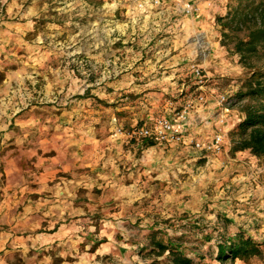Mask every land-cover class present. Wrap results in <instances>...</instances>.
<instances>
[{
  "label": "rangeland",
  "instance_id": "1",
  "mask_svg": "<svg viewBox=\"0 0 264 264\" xmlns=\"http://www.w3.org/2000/svg\"><path fill=\"white\" fill-rule=\"evenodd\" d=\"M252 3L253 0H225L204 4L195 25L189 23L192 18L177 16L173 18V28L163 29L164 23L167 24L166 22L170 20L167 19L162 22L161 30L152 34L156 38H169L171 43L167 48L173 46V53L188 57L190 72H194L195 69L203 72L202 85L210 89L214 88L216 90L214 96H229L232 110L242 115V108L246 102L239 103L236 94L240 91L243 80L248 77L249 71L241 65L234 46L237 40L245 39L248 33L247 28L238 23V12ZM93 4H99V1L93 0ZM181 21L184 22L181 23ZM4 31L8 30L0 27V42L5 41ZM193 32L197 34L193 35ZM186 36L187 39H185ZM13 48L15 50H12ZM11 52L15 53L13 56L16 57L13 60H6L8 56L13 57ZM23 52L24 50H21L18 44L11 45L8 42L5 44L3 52H0V71L4 72L5 80L9 70L15 72L20 70L19 58ZM193 82L198 83L199 80L193 79L191 85ZM3 84L4 82L0 88ZM181 109L183 108L178 107L176 111ZM44 114L49 115L48 112ZM225 127L226 141H224L223 153L219 156H211L210 159L193 151L191 147L164 145L149 147L147 143H143L139 147L128 144L122 148L118 146L119 141H114L107 146L106 151L102 153L100 151L98 154L100 156L106 153L105 156L97 158V155L86 159L85 166L79 167L77 154H81L82 151L77 149V145H73V143L78 144V141H73L72 197H70L72 212H85L92 219L91 228L94 229L91 231L86 227L84 233H77L81 242L75 244H61L60 239L50 240L49 238L57 237L62 229L71 230L74 227H80L78 221H82L84 217L69 213L57 214L56 212L60 209L58 205H48L46 211L41 209L42 206L37 205V202L43 201L45 196L53 195L49 192L51 188L60 183L63 185L68 183L66 174L69 172H63V168L64 165H70L69 159L59 155L58 149H52L54 143L48 146L49 151H45L46 155L42 156L45 149H39L42 147L35 141L36 144H29V149H33V152L39 150L38 154L33 153L25 161L20 156V150L22 146L24 148L27 145L16 143L15 140H5L4 134L0 133V245H2L0 260L4 264H121L117 256L129 260L131 255H139L146 264H171L169 255L158 256L151 253L149 234L151 230L164 229L168 235L167 230L173 229L187 238L185 246L193 254L197 264H220L215 259L216 239L207 244L203 242L207 234L226 229L227 234L232 236L233 232L236 233L239 228H242L250 235L243 228L245 221H239V219H236L235 225L232 223L224 228V219L227 218L225 216L234 218L237 210L243 211L247 208L244 202L236 201L239 196L238 190L234 191L232 182L238 174L234 171V165L243 164L246 167L250 165L264 178V160L241 157L242 160L239 161V157L231 153L230 133L234 129L228 130V123ZM14 133L18 134V131ZM7 156L9 158L6 162ZM130 157L135 160L143 159L146 164H133ZM158 157L167 159L169 164L173 165L170 170L166 167L161 168V171H168L167 180L157 179L160 171L150 170L149 165L156 167L151 162ZM110 158L114 163L108 162ZM194 159L198 161L196 167H192L190 163ZM43 160L45 165L44 169H41L37 167V164L38 161L40 163ZM53 168L57 171L55 174L46 171ZM181 168H191V174L187 171H179L178 169ZM10 170L13 171L12 174L8 172ZM201 172L205 176L209 172L214 174L211 181L203 182V187L196 179ZM40 175L42 180L38 181L35 177ZM104 177L113 179L126 188L137 185L142 192L141 199L135 201L131 209L126 210L122 206V201L128 197L117 200L116 190L107 186L104 192L95 186L87 187L89 184L106 185ZM36 180L38 183L35 182ZM227 186L231 188L227 189ZM85 193L89 195L85 197ZM168 197L171 199H167ZM129 213L136 216L137 227L144 219L151 222L147 229L148 234L143 236L142 240L130 241L133 246L132 253H126L124 248L118 247L101 255L105 246L110 244L109 236L104 234L105 218ZM209 216L215 219L209 220ZM196 221L200 224L197 228H203L204 232L193 228L197 226ZM129 223L130 221L126 222L122 227H127ZM238 224L240 227L237 226ZM144 231L141 229V232ZM216 234L214 236H217ZM113 238L118 242L123 240L118 231L114 232ZM260 243L264 249V242ZM20 244L27 246L26 253L22 247L18 246ZM248 264H264V257L253 259Z\"/></svg>",
  "mask_w": 264,
  "mask_h": 264
},
{
  "label": "crops",
  "instance_id": "2",
  "mask_svg": "<svg viewBox=\"0 0 264 264\" xmlns=\"http://www.w3.org/2000/svg\"><path fill=\"white\" fill-rule=\"evenodd\" d=\"M98 1L99 4H93V0H86V3L95 10L99 9L104 3V0ZM43 2L44 0H37L38 9L42 8ZM47 2L51 3V0H47ZM11 3L12 0H9V5ZM16 4L19 7H14L11 14L7 11V6L0 10V27L8 30L4 31L6 42L11 45L18 44L20 49L24 50L21 53V58H19L21 69L29 63L28 57L33 55L25 45L35 46L36 36L42 32L47 33V31H44L46 27L42 26L36 17L31 18L33 29L28 28V19L24 17L29 8L33 6V0H16ZM169 5L174 7L171 2ZM41 15L43 16V13ZM177 16L183 17L179 13L172 14L168 18L170 19L169 22L164 23L163 29L173 28V18ZM114 18L121 23H128L127 7L117 9ZM87 19L88 17H85V22ZM91 19L95 20L97 16H92ZM49 22L57 23L61 28L64 27L61 20H50ZM183 22L181 21V23ZM154 27L150 24V34L145 33L144 35L133 34L131 28H129L127 36L117 40L115 44L107 49L105 58H119V61L125 66L119 75L109 77L106 83H98L99 74L86 65L84 71L89 72V75L85 76L81 71L75 73L78 80L86 81L88 85L82 95L77 92L71 97V102L67 105L33 103L12 119L8 129L9 133L12 134L10 140L27 145L24 148L22 146L20 150V156L25 161L33 153L38 154L39 150L33 152V149H29V144H36V141L38 146L42 147L39 149H45L42 156L46 155L45 151H49L48 146L54 143L52 149H58L59 155L66 156L69 159L68 161L71 162L70 165H64L63 168V172H69V174H66L68 183L64 185L60 183L58 186L51 188L49 192L53 195L45 196V199H42L43 201L37 202V205L42 206L43 211L48 210V205L61 207L63 204L68 203L71 208L63 214L72 212V198L70 197H72L73 141H78V144L73 143V145H77V149L80 152L82 151L81 154H77L79 157L78 166L84 167L86 159L97 156L100 151L101 153L106 151L111 142L119 141L118 146L122 148L128 144L139 147L141 144L147 143V141L132 139L126 135H117L118 130H123L125 134H128L136 128L153 123L157 119H172L178 107L183 108L187 104L191 105L189 113H195L197 107H202L206 113L211 111V117L207 123L212 125L211 128L205 129L202 133L185 130V136L188 139L208 142L220 130L215 116L221 111L218 105V98L221 95L214 96L216 94L214 88H207L199 82H193L192 85L196 88L192 87L191 82L196 77L194 78V72L189 70L188 57L173 53V46L167 48L171 43L169 38H156V36H153L152 34L155 31H151V29ZM73 32L74 29H66L62 35L57 36V40H67ZM144 36H148L146 41H144ZM141 41L144 42L141 43ZM48 43L49 39L46 34L44 46L40 47L39 51L35 53L38 57H47L43 61V66L38 69L40 75L37 77L39 81L36 85L37 89L43 84L45 75H48L49 79H53L51 76L52 71L61 67L62 58L51 54L52 50L47 47ZM11 55L13 56L15 53L11 52ZM14 57L16 56H8L6 60H13ZM80 59L83 60L84 57L81 56ZM14 72L9 70L7 77ZM166 77H172V79L166 82ZM202 96L205 97L204 104L199 101ZM45 112H48L49 115L44 114ZM113 117L115 122H113ZM242 119V114L232 110L227 129L232 131ZM194 122L195 127H204L205 121L201 119L199 114L195 115ZM15 131H18V134H15ZM84 133H87V135ZM10 144L12 145V143ZM154 145L160 144L154 143ZM164 146L186 147L181 145ZM87 150L91 151L88 152ZM105 154L98 155L97 158H102ZM235 156L239 157V161L242 160L241 157L256 159L249 152L237 153ZM8 158L9 156L6 157V162ZM44 165V160L40 163L38 161L37 167L44 169ZM234 169L235 173L238 174L235 175L232 182L234 191L238 190L237 194L239 196L236 201L244 202L247 208L243 211L237 210L234 218L225 217L231 219L234 225L237 222L236 219L245 221L243 222V228L256 241L264 242V178L259 175V172H255L256 170L251 168L250 165L247 167L243 164L234 165ZM46 171L52 174L57 172L54 168ZM8 172L13 173L11 170ZM41 175L35 178L41 181ZM230 188L231 186H227V189ZM42 191H45V189H42ZM236 206L238 205L236 204ZM56 213L63 215L60 209ZM237 226L240 227L239 224Z\"/></svg>",
  "mask_w": 264,
  "mask_h": 264
},
{
  "label": "clouds",
  "instance_id": "3",
  "mask_svg": "<svg viewBox=\"0 0 264 264\" xmlns=\"http://www.w3.org/2000/svg\"><path fill=\"white\" fill-rule=\"evenodd\" d=\"M173 3L176 7L169 5L167 0H164L163 4L162 0H130V2L129 0H104L103 5L99 9L93 10L86 3V0H51V3L44 0L42 8L38 9L37 0H33V6L29 8L24 17L28 19V28L30 30L33 29L31 18L36 17L41 25L46 27L47 33L42 32L36 36L35 46L25 45L33 53V55L28 57L29 63L24 65L19 71L10 74L4 81L3 87L0 88V133L4 134V139H11L12 134L9 133L8 129L12 119L21 111L29 108L33 103L67 105L71 102V97L77 92L82 95L88 85L86 81L78 80L75 73L76 71H81L83 75H89V72L84 71L86 65L90 66L92 71L99 74L98 83H106L109 77L119 75L125 66L119 61V58H105V53L117 40L128 35L129 28L136 35L150 34V24L155 26L151 31L159 32L162 22L170 18L172 14L187 11L188 16H192L193 4L189 0H173ZM4 6H7L9 14L12 13L14 7H19L16 4V0H12L11 5H9V0H0V10H3ZM124 7H127L128 23H121L114 18L115 11ZM196 10L199 11V8L197 7ZM42 13L43 16L41 15ZM92 16H97V19H91ZM85 17H88L86 22ZM50 20H61L64 27L61 28L59 24L49 22ZM196 20L197 17L192 16L189 23L195 25ZM66 29H74L73 34L67 40H57V36L62 35ZM46 34L49 39L47 47L52 50L51 54L62 58L61 67L52 71L51 76L53 79H49V76L45 75L43 84L37 89L36 85L39 83L37 77L40 75L38 69L43 66V61L47 57L41 58L35 53L39 51L40 47L44 46ZM192 34L195 35L197 33L193 32ZM147 39L148 36H144V41ZM185 39H187V36ZM144 41H141V43ZM6 43V41L0 42V52H3ZM81 56L84 57L83 60L80 59ZM165 79L167 82L172 77H166ZM196 114H199L201 119L205 121L203 128L195 127L194 117ZM186 116L190 117L187 120L186 126L178 125L175 128L176 132L183 133L185 130H193L202 133L205 129H209L212 126L210 123H207L211 117V111L206 113L202 107H197L195 113H186ZM113 122H115L114 117ZM167 127L171 129V125H167ZM84 134L87 135V133ZM219 139L217 137V140ZM199 147L200 145L198 144L197 148ZM130 160L136 165L146 164L143 159L135 160L133 157H130ZM108 162L114 163L111 158ZM190 163L192 167H196L198 161L194 159ZM151 164L156 165V167L149 165L151 171H160L157 179H168V171H161L162 167H166L168 170L173 167L167 159L158 157ZM178 170L187 171L189 174L192 171L191 168H181ZM172 175H176V173H172ZM213 176L214 174L211 172L207 176L201 172V175L196 179L200 182L201 187H203V182L205 180L211 181ZM104 179L106 185L89 184L87 187L91 188L95 186L104 192L107 186V188L116 190L115 198L117 200H120L122 197H128V199L122 201V206L126 210L131 209L135 201L141 199L142 192L137 185L126 188L113 179H109L108 177H104ZM88 195L89 193L84 194L85 197ZM167 199L170 200L171 197ZM70 208V204H63L60 207L61 214ZM70 214L84 217L82 221H78L80 227H74L71 230L62 229L57 237H51L49 238L50 240L60 239L61 244H75L81 242L77 233H84L86 227L94 231L91 228L92 219L85 212H70ZM208 219L214 220L215 218L209 216ZM128 221H130L128 226L122 227ZM150 223L149 220L144 219L137 227V218L131 213L128 215H116L111 218L106 217L104 221V234L109 236L110 244L105 246L101 255L108 253L110 249L118 247L124 248L126 253H132L133 246L130 241L133 239L142 240L143 236L148 234L147 229ZM141 229L145 231L141 232ZM116 231L123 237V240L120 242L113 238V234ZM167 232L169 236L181 235L180 232H176L173 229H168ZM232 234L235 235V232ZM36 239L39 240L40 238ZM143 242L148 243L147 241ZM18 246L22 247L25 253L28 251L26 245L20 244ZM33 247H35V244H33ZM165 255H170V253H166ZM185 255L190 259H194L191 252ZM117 260L121 261V264H146L145 261L141 260L139 255H131L129 260H126L125 257L117 256ZM0 264H4V262L0 260ZM237 264H244V262L238 260Z\"/></svg>",
  "mask_w": 264,
  "mask_h": 264
},
{
  "label": "trees",
  "instance_id": "4",
  "mask_svg": "<svg viewBox=\"0 0 264 264\" xmlns=\"http://www.w3.org/2000/svg\"><path fill=\"white\" fill-rule=\"evenodd\" d=\"M238 23L247 28L245 39H239L234 46L235 53L239 56L240 63L249 71L248 77L241 83V89L236 94L239 103L246 104L242 108L244 115L234 130L230 133L231 153L249 152L258 160H264V0H253V3L238 12ZM5 80L4 72L0 71V85ZM147 141V146H153L152 141ZM197 223V224H196ZM194 229L199 221H196ZM232 222L224 219V228ZM217 233V236L214 234ZM247 237V238H245ZM152 252L158 256L170 253L171 264H197L194 259L188 258V248L185 244L187 238L183 235L170 237L164 229L151 230L149 234ZM216 239L215 259L220 264H235L238 260L248 264L253 259H262L264 249L246 231L239 228L235 235L216 230L207 234L203 242L211 243Z\"/></svg>",
  "mask_w": 264,
  "mask_h": 264
},
{
  "label": "built area",
  "instance_id": "5",
  "mask_svg": "<svg viewBox=\"0 0 264 264\" xmlns=\"http://www.w3.org/2000/svg\"><path fill=\"white\" fill-rule=\"evenodd\" d=\"M223 1L225 0H189V2L193 4L192 16L198 17L202 11L201 7L204 4H208L211 2H223ZM167 2H171L172 4L173 0H167ZM163 3L164 0H162V4ZM173 5L174 7H176L174 3ZM197 7L199 8V11L196 10ZM179 14L187 18L188 17L192 18V16H188L187 11L179 12ZM194 75L199 80L200 84H203V79H204L203 72L200 69H195ZM199 101L201 103H204L205 97L203 96L200 97ZM218 105L221 108V111L217 116V123L220 125V127H223V129H220L218 133L212 138V140L208 142L188 139L185 136V131L183 133L175 131V128L178 125L186 126L187 120L189 119V117L186 116V113H189L191 109L190 104H187L180 111H176L172 119H167V118L157 119L153 123L149 125H145L141 128H136L128 134H125L123 130H118L117 135L120 136L126 135L127 137L136 140L146 139L160 145H181V146L191 147L196 152L200 153L201 155H204L206 158H209L211 156H219L223 153V149H224V143H225L224 131H226L225 125L229 122L232 116L230 97L225 95L220 96L218 98ZM167 125H171V129H169ZM217 137H219L220 139L217 140ZM198 144L200 145L199 148H197Z\"/></svg>",
  "mask_w": 264,
  "mask_h": 264
}]
</instances>
